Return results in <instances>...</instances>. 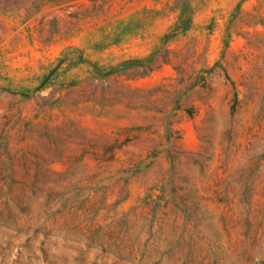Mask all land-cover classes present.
Segmentation results:
<instances>
[{
	"label": "rangeland",
	"instance_id": "obj_1",
	"mask_svg": "<svg viewBox=\"0 0 264 264\" xmlns=\"http://www.w3.org/2000/svg\"><path fill=\"white\" fill-rule=\"evenodd\" d=\"M0 264H264V0H0Z\"/></svg>",
	"mask_w": 264,
	"mask_h": 264
}]
</instances>
